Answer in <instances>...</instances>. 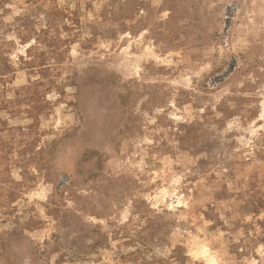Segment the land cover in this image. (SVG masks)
<instances>
[{"label":"rangeland","instance_id":"rangeland-1","mask_svg":"<svg viewBox=\"0 0 264 264\" xmlns=\"http://www.w3.org/2000/svg\"><path fill=\"white\" fill-rule=\"evenodd\" d=\"M0 264H264V0H0Z\"/></svg>","mask_w":264,"mask_h":264}]
</instances>
